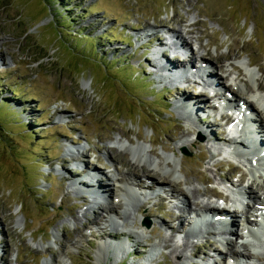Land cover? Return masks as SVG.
I'll list each match as a JSON object with an SVG mask.
<instances>
[{"label":"rangeland","instance_id":"374dc122","mask_svg":"<svg viewBox=\"0 0 264 264\" xmlns=\"http://www.w3.org/2000/svg\"><path fill=\"white\" fill-rule=\"evenodd\" d=\"M179 29L191 38L194 61L223 64L218 71L226 77L241 72L248 90L251 61L264 88V0H0V264H225L231 253L219 241L225 232L212 222L192 230L196 208L184 207L186 200H164L152 187L143 202L133 188L121 196L129 200L122 199L119 210L107 209L122 193L114 178L135 173L143 181L132 186L144 183L145 172L132 168L140 150L144 170L153 169L148 177L154 178L155 163L170 161L176 181L168 188L197 191L201 205L205 194L212 195L207 190H221V177L248 173L220 153V134L201 138L203 127L216 126L211 118L186 117L174 71H164L155 55L160 46L143 45L145 35L158 30L184 41ZM186 93L194 98L197 90ZM66 149L74 151L70 161ZM94 167L93 175L74 174ZM254 178L248 175L244 183ZM91 179H107L111 191L76 184ZM255 190L246 191L250 204ZM95 214L98 225L92 223ZM106 224L105 231L120 237L102 243L100 260L101 236L91 231ZM76 239L81 243L72 245ZM234 244L238 250L237 239ZM240 247L238 252L251 251L250 245ZM260 251L251 257L254 264H264V247Z\"/></svg>","mask_w":264,"mask_h":264},{"label":"bare ground","instance_id":"6f19581e","mask_svg":"<svg viewBox=\"0 0 264 264\" xmlns=\"http://www.w3.org/2000/svg\"><path fill=\"white\" fill-rule=\"evenodd\" d=\"M191 29V28H190ZM193 30V29H192ZM177 33H179V35L181 36V37H183L184 39V41H182V44H183V46H184V44L189 48L190 47V45H192L191 44V41H190V39L191 38H189V37H186L185 36V34H184V32L185 31H183L182 29H179V30H175ZM192 32V31H191ZM194 32V31H193ZM156 33V32H155ZM155 33H153V36H155ZM162 33V32H161ZM188 33H190V31L188 32ZM187 33V35H189ZM175 35V34H174ZM183 35V36H182ZM191 35V34H190ZM189 35V36H190ZM138 36V35H137ZM166 36V35H165ZM158 37V36H157ZM157 37H155V38H157ZM171 37V36H170ZM191 37V36H190ZM200 37V36H199ZM163 37H159V40H161ZM162 41H164V40H162ZM162 41H161V43H162ZM172 46H174V47H176L177 48V45H175V44H173L172 43ZM161 51V49L160 48H157L156 49V51ZM191 50H192V47H191ZM172 51L173 52H175V49L174 48H172ZM193 51H195L194 49H193ZM193 51H192V55L193 56H191V57H189V58H186V62H184V63H181L180 61H178L177 59H176V56L177 55H175V56H172V55H170V53H169V51H167V52H161V54H160V59H164V60H166V61H168V62H170L172 65H165V67H168V68H170V69H172V68H174L175 66H180V67H182L181 65H183V64H186V65H188V66H186V67H193L194 65H191L192 64V62H193V60H194V58L195 57H197V53L196 54H194L193 53ZM176 53V52H175ZM200 59V62H205L206 61V59L204 58V57H201V58H199ZM226 60V59H225ZM147 61L148 62H150L151 64H152V61L150 60V59H147ZM254 63V62H253ZM191 65V66H190ZM215 65H217V67L219 68V70L220 69H222V67H223V64L221 65L220 63H216ZM249 65L251 66L252 64H251V61H250V63H249ZM250 66H248V70H250V71H248V70H246V72H247V74L245 75V76H248V80L252 83V87H254V89H252V90H250L251 88H250V86H249V90H248V86L246 87V89H244L245 88V85H244V87H243V85L241 86V83H243V81L242 80H244V77H242L241 79H240V81L239 82H236L237 81V79L241 76L240 75V73L241 72H239V71H237V75H238V78H236V79H234L233 80V82H235V84L234 85H236L235 87H234V89L236 88V90H238V92H236L235 90L233 91L232 90V88H230L231 86H228L227 85V77L225 76V75H223V74H221V73H219V71H217V74H219L220 75V78L221 79H225V85H227L228 86V88H230V90L231 91H233L234 92V94H235V96L236 97H239L238 98V100H239V102L240 101H242L243 103H245V104H248L249 106H254L255 108H257V109H259V110H261V116H262V122H263V124H264V109L257 103V102H255L252 98H253V93H255V92H257V91H261V92H264V88H262L263 86V84L262 85H260V78H257L256 76H254L255 75V71H251L252 69H251V67ZM236 67V66H235ZM236 69V68H235ZM174 69H172V71H173ZM243 70V69H242ZM259 70L260 71H262V67H260L259 66ZM241 71V70H240ZM253 72V73H252ZM174 73V72H173ZM224 73V72H223ZM208 76H209V74H207ZM263 76V75H262ZM261 76V77H262ZM246 82L244 81V84H245ZM179 94L181 95L180 97H178V102H179V106H183V108H186L189 112H190V117L189 118H192V116L193 115H195V117H197L198 119H199V117L200 116H203V114L205 113L204 111H203V108H202V105H200V103H199V100L198 99H196V98H191L190 97V95L188 94V93H186V89H179ZM201 93H199V95H200ZM202 96H208L207 95V93L206 92H203L202 93ZM255 96V95H254ZM209 97V96H208ZM211 101H209V103H210ZM202 112H204V113H202ZM195 117L194 118H192V119H194L195 121H196V119H195ZM227 117H229V115H227ZM188 118V119H189ZM192 119H189V120H192ZM193 124H194V122H193ZM196 124V123H195ZM199 127V126H198ZM195 128V127H194ZM204 128V129H203ZM201 130H202V135H204V136H207V138H209L210 140H213V137H216L215 135H214V132H215V130H214V132L212 131V129L210 128V126H205V127H203ZM222 134H225V129H224V131L222 130ZM222 138H224V136H221ZM120 142H121V140H120ZM126 146H128V143H125L124 145H122L121 147H126ZM199 146L201 147L202 146V144L201 143H199ZM112 149H114V147H112V146H110V147H108V150L111 152V155L112 154H114L113 152H112ZM139 151V150H138ZM137 151V152H138ZM141 152H138V154H136L134 157H136V161H135V163L132 165V168H133V170H135V171H137V170H141L142 172H145L144 174H145V177L147 178V179H149V180H151L153 183H152V185H153V187H154V183H156V184H158V183H160V182H162V183H165L167 186H172V183L173 182H175L176 180H175V178H174V169H173V166L171 165V163H170V161H169V163L168 164H166V161L164 160V161H157L158 163H155L154 165H155V168H154V172L156 171V172H158L159 174H156V172L154 173V178L153 177H148L149 176V174L150 173H152V171H153V169L152 170H150L149 168V172H147V171H145L144 170V168L146 167V162L144 163V161H145V153H142V150H140ZM228 154V153H227ZM90 155V153H88V156ZM134 157H133V159H134ZM111 158H113V157H111ZM116 158V157H115ZM100 160V159H99ZM120 162V164L122 165V167L123 166H125L126 164L124 163V162H122V161H119ZM154 162V161H153ZM153 162H150V164H149V167L151 168V166H153ZM144 163V164H143ZM125 164V165H124ZM137 165V166H136ZM89 170V169H88ZM86 171V169H83V173L84 174H86L87 176H90V172L89 171ZM242 171V170H241ZM125 172H127V171H125ZM161 173H163V176H162V178L160 179V181H157L156 180V178H157V176L158 175H160ZM120 174V173H119ZM121 175V174H120ZM157 175V176H156ZM74 178L73 179H76V178H78V177H76V176H78V175H76V176H74V175H72ZM122 176H124V177H122ZM122 176H118V178H119V180H120V182L121 183H123L124 181H125V188L122 190V193H121V196H127V195H129V194H133V186H132V183H134V182H136V181H142V180H140L139 178H137V175L134 173V174H132V173H130V175H127V173H124V175H122ZM141 177V176H140ZM161 177V176H160ZM246 177H247V175L245 174V173H242L241 174V177H240V180L241 181H245L246 180ZM151 178V179H150ZM207 181L208 182H210V180H208L207 179ZM87 182V183H86ZM132 182V183H131ZM158 182V183H157ZM77 185H80L81 186V188H82V186H84V185H86V186H90V187H92V186H95V192H102V190L104 189L103 187H106V188H109V190L111 191V188H110V185H109V183H108V181H107V179H106V181H104V179H103V181L101 182L100 180H98V182H94V180H84V181H80V182H78V183H76ZM159 185V184H158ZM99 188H98V187ZM263 186V185H262ZM261 185H260V181H257L256 179L255 180H252V181H250V183L248 184V185H246L245 186V193H247L246 191H250V190H252V189H254L255 187L256 188H258V190L256 191V192H254V193H256V195H255V202H257L258 201V199H259V194H258V191H259V189H260V187H262ZM112 187V186H111ZM158 187V186H157ZM103 188V189H102ZM127 188V189H126ZM157 190H158V188H156ZM155 189V190H156ZM160 189V188H159ZM105 190V189H104ZM82 191L83 192H85L86 190H83L82 189ZM133 191V192H132ZM179 191V193L181 194V195H183L184 197H185V200H186V204H185V206L184 207H186V206H192V205H194L193 207H190V208H196V209H200L201 207H204V208H208V209H216L217 207H216V205H213V203H210V202H207V203H203L202 205L196 200V198H197V191H188L187 189H180V190H178ZM208 191V193H210V194H212L213 196H219V197H223V198H227V195L223 192V191H218L217 189H209V190H207ZM107 192H108V190H107ZM114 197H117V195L115 196L114 195ZM107 198V197H106ZM125 199V198H124ZM191 199V200H190ZM118 203H120V202H117V203H115V204H110L108 207H107V209H109L108 211L109 212H114V211H116V209L118 208ZM258 203H261V204H264V198L261 200V202H258ZM97 205H98V203H96ZM102 204V203H101ZM121 204V203H120ZM100 206V205H99ZM234 206V205H233ZM98 207V206H97ZM100 209H103L104 210V208L103 207H101ZM106 209V208H105ZM186 209V208H185ZM238 209L239 208H235L234 209V211L232 212V213H229L227 216H230L231 215V217H232V219L233 220H237V217H238ZM117 210H119V208L117 209ZM95 211V210H94ZM107 211V210H106ZM243 211H244V215H247V210L246 209H243ZM119 214V213H118ZM120 214H123L122 216H121V218H123V216L126 214V212L125 213H120ZM96 215V214H95ZM170 215V214H169ZM214 215H216V214H213V216ZM171 216L172 217H174V220L176 219V220H179V221H182V215L181 214H178L177 216H175L174 214H172L171 213ZM125 218V217H124ZM181 219V220H180ZM98 220V216L96 215V216H94V219H93V224H97V221ZM178 229H176V231H177ZM229 232H230V234H232V230L231 229H229ZM111 234H116V235H118L119 234V232H113V231H110V232H108V231H102V235L104 236H109L110 237V235ZM82 235V234H81ZM158 235V234H157ZM57 236V235H56ZM86 235H82L81 236V239H83L84 237H85ZM166 241H168V238L166 239ZM72 242V241H71ZM74 244H72V245H78V244H80L81 243V241L78 239H76V241L75 242H73ZM224 243V241L222 242V244ZM226 243V245H227V248L229 247V249H230V251L231 252H233V253H237V254H239V255H243V256H245V257H248V258H251L255 253H253V252H251V251H245V252H238L239 250H236L235 248V244H234V239L232 238V236L225 242ZM252 246L251 244H249V243H242V242H239V244H238V246H243L244 247V249H248V246ZM144 247V246H143ZM141 248H142V246H141ZM146 248V247H145ZM147 249V248H146ZM101 244H100V247H98V249H97V257L98 256H100V260H102L103 258H102V255H101ZM244 253V254H243ZM106 258V257H105Z\"/></svg>","mask_w":264,"mask_h":264},{"label":"water","instance_id":"95a60500","mask_svg":"<svg viewBox=\"0 0 264 264\" xmlns=\"http://www.w3.org/2000/svg\"><path fill=\"white\" fill-rule=\"evenodd\" d=\"M183 151H184V152H187V150H186V149H184ZM150 224H151V223H150V220H149V219H147V220H146V225H147V226H150Z\"/></svg>","mask_w":264,"mask_h":264},{"label":"trees","instance_id":"16d2710c","mask_svg":"<svg viewBox=\"0 0 264 264\" xmlns=\"http://www.w3.org/2000/svg\"><path fill=\"white\" fill-rule=\"evenodd\" d=\"M50 5V4H49Z\"/></svg>","mask_w":264,"mask_h":264}]
</instances>
